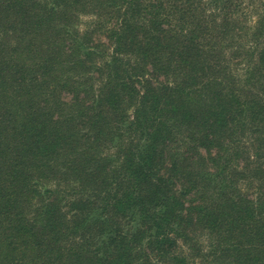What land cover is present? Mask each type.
<instances>
[{
	"label": "trees",
	"instance_id": "16d2710c",
	"mask_svg": "<svg viewBox=\"0 0 264 264\" xmlns=\"http://www.w3.org/2000/svg\"><path fill=\"white\" fill-rule=\"evenodd\" d=\"M253 1L0 0V264H264Z\"/></svg>",
	"mask_w": 264,
	"mask_h": 264
},
{
	"label": "rangeland",
	"instance_id": "374dc122",
	"mask_svg": "<svg viewBox=\"0 0 264 264\" xmlns=\"http://www.w3.org/2000/svg\"><path fill=\"white\" fill-rule=\"evenodd\" d=\"M235 2H237V0H234ZM241 1V0H240ZM246 3L243 4V6H240V10H244L245 14L247 15V17H249V21L253 22L257 20V15L255 12V8H252L251 5H257L255 3V1L253 0H244ZM246 4V5H245ZM94 18L93 15H88V14H84L82 15V22H81V30H84L86 24L92 20ZM105 41H107V39H105ZM100 85V83L98 82L96 84V86L98 87Z\"/></svg>",
	"mask_w": 264,
	"mask_h": 264
}]
</instances>
